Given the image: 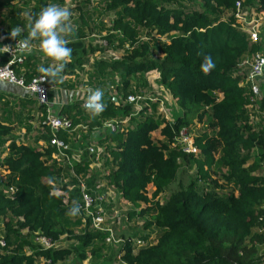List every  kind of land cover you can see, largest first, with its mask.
I'll list each match as a JSON object with an SVG mask.
<instances>
[{
    "label": "trees",
    "instance_id": "1",
    "mask_svg": "<svg viewBox=\"0 0 264 264\" xmlns=\"http://www.w3.org/2000/svg\"><path fill=\"white\" fill-rule=\"evenodd\" d=\"M236 2L0 0V36L5 34L7 42L14 40L9 32L16 26L27 35L26 13L35 16L49 4L74 7L73 30L66 37L72 60L49 84L104 92L99 114L80 102L62 109L74 124L94 127L130 114L132 107L122 101L151 92L146 74L152 71L160 73L156 84L180 110L168 124L150 103L135 127L133 121L101 140L115 144L106 149L112 161L104 160L110 168L108 186H116L127 203L144 206L128 214L126 235L115 227L124 240L120 259L114 255L116 264H264V249L258 247L264 244V95L260 107L249 108L252 93L244 86L249 69L243 65L264 46L240 30L233 17ZM244 5L264 14V0ZM205 55L216 65L207 75L200 70ZM9 61L0 51V68ZM42 65L51 63L29 56L16 69L18 77L30 81L43 75ZM69 73L75 80L63 77ZM35 103L29 96L16 104L0 99V166L10 172L5 179L0 175V264H38L43 258L51 264H75L71 261L77 258L102 264L111 249L106 234L91 229L90 222L85 225L80 215H68L81 201V182L95 191L99 173L85 159L77 166L78 180L52 158L51 149L40 146L51 137L36 126ZM22 127L26 131L18 137ZM183 129L195 137L198 153L176 145ZM186 165L193 175L185 183ZM56 188L70 194L68 203L54 194ZM36 234L55 247L44 251Z\"/></svg>",
    "mask_w": 264,
    "mask_h": 264
},
{
    "label": "built area",
    "instance_id": "2",
    "mask_svg": "<svg viewBox=\"0 0 264 264\" xmlns=\"http://www.w3.org/2000/svg\"><path fill=\"white\" fill-rule=\"evenodd\" d=\"M245 1L237 0L233 17L240 30L246 33L252 42L264 46V14L259 12L256 7L245 8ZM91 38L95 39L96 36L92 35ZM0 43H2L1 47H8L7 51L1 52L7 54L10 59L7 65L0 68V82L23 89L39 106L40 110L36 112L35 117L36 126L43 127L44 133L51 137L49 141L41 140L40 146L51 149L53 151L52 158L61 162L69 174L78 180H80V176L77 173V166L82 164L85 159L89 160L93 172L99 173V181L95 191H91L85 183L81 182V201L78 203L80 213L78 215L81 216L85 225L90 222L91 229L106 234V242L111 247L110 252L117 254L118 259H120L119 246L124 240L117 237L115 227L121 226L124 220H128V217L122 208L124 200L121 192L116 186H108L107 184L110 168L105 165L104 160L107 157L109 161H112V158L109 155L105 156L106 149L109 146L114 147L115 144L107 142L108 145H104L101 140L109 134L123 132L129 123L135 121L146 108L150 107V103L157 104L160 115L167 120L168 124H173V108H177L175 100L169 101L162 91L156 92L151 88V92L130 94L122 101L125 106L132 107V112L128 115L105 122L99 121L98 125L94 127L84 123L74 124L67 114L62 113V109L68 104L73 105L78 104V102L87 108L89 90L95 89L85 85L74 89H63L56 84H49V80L42 81L43 75L36 76L30 81H27L24 76L18 77L16 69L23 67L29 56L40 57L42 54L39 51V41L33 42V51L30 54L20 52L16 40L7 42L5 34H1ZM243 65H247L249 69L245 76L244 86L251 90L252 103L249 108H253L262 98L264 51L254 53L251 61ZM76 72L82 77L83 82L87 83L84 73ZM71 78L75 80V76H70L68 79ZM151 78L155 79L156 84L157 79L160 78V73L152 71L146 74L149 85ZM156 86L158 85L156 84ZM63 134L68 136L70 141H65L61 137ZM175 143L187 154L198 153L196 139L186 129L181 130L175 137ZM9 174L10 172L6 167L0 166V175L3 179ZM66 182L67 180H64L62 183ZM8 192L6 191V193ZM54 194L64 195L66 203L70 200V194L58 188L54 189ZM142 207L144 208V206ZM36 235V241L40 243L44 251L55 247L56 244L50 238ZM1 244L4 245V241H1ZM38 264H51V262L43 258Z\"/></svg>",
    "mask_w": 264,
    "mask_h": 264
},
{
    "label": "clouds",
    "instance_id": "3",
    "mask_svg": "<svg viewBox=\"0 0 264 264\" xmlns=\"http://www.w3.org/2000/svg\"><path fill=\"white\" fill-rule=\"evenodd\" d=\"M27 16V35H22V28L16 26L10 29L9 38L16 40L18 49L22 53H32V44L39 41V51L45 59L51 61V66H40L39 72L43 74L42 81L56 80L66 65L72 60V48L69 47L67 35L73 30L71 24L72 13L68 7L58 4H49L43 7L38 14ZM17 37H21L17 40ZM8 47H0V51H7ZM216 67L211 55H205L201 63L200 70L207 75ZM90 95L87 99V106L93 115L99 114L104 110L101 102L104 92L97 88L89 90ZM80 213L79 204H74L68 211V215L75 217Z\"/></svg>",
    "mask_w": 264,
    "mask_h": 264
},
{
    "label": "rangeland",
    "instance_id": "4",
    "mask_svg": "<svg viewBox=\"0 0 264 264\" xmlns=\"http://www.w3.org/2000/svg\"><path fill=\"white\" fill-rule=\"evenodd\" d=\"M68 8L69 9H73L74 7H72L71 5H68ZM40 57L42 58V60L44 61V62H46V61H49L50 63H51V61L49 60V59H45L44 57H43V54H41L40 55ZM97 57H100V55L99 54H97ZM79 71V70H78ZM61 77H62V73H61ZM154 78H151V80H149V82L151 83L150 84V86H152L151 88H152V90H154V91H156V92H161V89H160V87H158V86H156V84H155V79L153 80ZM262 84H264V82H262ZM264 88V87H263ZM262 95H264V89H263V92H262ZM30 98V97H29ZM36 105H35V107H34V112L35 111H38V109H39V106L37 105V103H35ZM256 106L257 107H260V103H258V104H256ZM57 111H58V109H56ZM179 108L177 107H174L173 108V117H174V119H176L177 118V116H178V114H179ZM137 120V119H136ZM136 120L133 122V126L136 124ZM135 127V126H134ZM16 134H17V136L18 137H21L22 136V134H23V132H22V130H20V129H18L17 130V132H16ZM154 136H155V138H156V140H159L160 139V133H159V131H157V132H155L154 133ZM104 145H108V143L107 142H104L103 143ZM0 151H2V150H0ZM192 175H193V170L191 169V168H189L187 165L184 167V169H183V179H184V182L186 183V182H189L190 180H191V177H192ZM122 208H123V210H124V212L126 213V215H127V217H128V214L130 213V212H132V211H134V210H137V211H140L143 207H135V206H133L132 204H129V203H127V201L126 200H124L123 201V204H122ZM129 223H130V221H128V220H124L123 222H122V224H121V226H119V230H118V232L120 233V234H127V230H128V225H129ZM120 239H121V237H120ZM69 243H73V241H70V242H67V241H65V242H63V245L64 244H69ZM257 245H256V243H254L252 246H251V248L250 249H254L255 247H256ZM258 247H262L263 249H264V244L263 245H260L259 244V246ZM241 255H243L242 253H240ZM114 255H116V254H112L111 252L109 253V255H108V257L106 258V259H104V261H103V263L102 264H116L115 263V259H114ZM72 263H75V264H88V261L87 260H80V259H75L74 261H71Z\"/></svg>",
    "mask_w": 264,
    "mask_h": 264
},
{
    "label": "crops",
    "instance_id": "5",
    "mask_svg": "<svg viewBox=\"0 0 264 264\" xmlns=\"http://www.w3.org/2000/svg\"><path fill=\"white\" fill-rule=\"evenodd\" d=\"M70 76L74 77V75L72 74H67V75H64L63 77L66 79V80H70L72 81V78L71 79H68ZM68 84H70L68 82ZM60 88H63L65 89L63 86L61 85H58ZM264 87V84L263 86ZM264 89V88H263ZM262 89V90H263ZM161 91L162 93L164 94V96L166 97V99L168 98L169 101H172L173 98L172 96L169 94V92L165 89V88H161ZM263 92V91H262ZM0 96H3L1 97L0 99H3L4 101H9L11 104H16L18 102V100H20L21 98H23L24 96H29L26 94V92L15 86V85H9L7 83H4V82H0ZM262 96V95H261ZM30 97V96H29ZM171 103V102H170ZM37 112V111H36ZM22 132L25 133V129L22 127L21 128ZM24 134H22L23 136ZM162 139V137L160 138ZM159 139V140H160Z\"/></svg>",
    "mask_w": 264,
    "mask_h": 264
},
{
    "label": "water",
    "instance_id": "6",
    "mask_svg": "<svg viewBox=\"0 0 264 264\" xmlns=\"http://www.w3.org/2000/svg\"><path fill=\"white\" fill-rule=\"evenodd\" d=\"M87 108H88V106H87Z\"/></svg>",
    "mask_w": 264,
    "mask_h": 264
}]
</instances>
